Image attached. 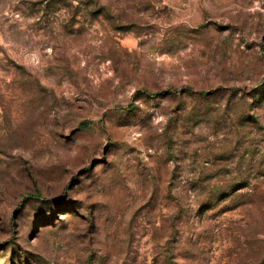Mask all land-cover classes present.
Segmentation results:
<instances>
[{
    "label": "rangeland",
    "instance_id": "obj_1",
    "mask_svg": "<svg viewBox=\"0 0 264 264\" xmlns=\"http://www.w3.org/2000/svg\"><path fill=\"white\" fill-rule=\"evenodd\" d=\"M0 264H264V0H0Z\"/></svg>",
    "mask_w": 264,
    "mask_h": 264
}]
</instances>
